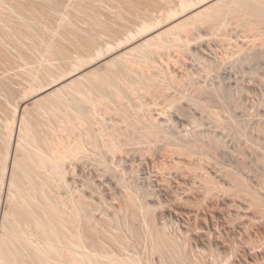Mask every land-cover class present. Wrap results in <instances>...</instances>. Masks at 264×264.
Segmentation results:
<instances>
[{
  "label": "bare ground",
  "instance_id": "bare-ground-1",
  "mask_svg": "<svg viewBox=\"0 0 264 264\" xmlns=\"http://www.w3.org/2000/svg\"><path fill=\"white\" fill-rule=\"evenodd\" d=\"M220 263L264 264V0H0V264Z\"/></svg>",
  "mask_w": 264,
  "mask_h": 264
},
{
  "label": "rangeland",
  "instance_id": "rangeland-1",
  "mask_svg": "<svg viewBox=\"0 0 264 264\" xmlns=\"http://www.w3.org/2000/svg\"><path fill=\"white\" fill-rule=\"evenodd\" d=\"M208 124H209V123H208ZM209 125H210V124H209ZM234 149H236L237 151H236V150H234ZM232 150L234 151V153H235V152H237V153L239 154L238 147H236V146H235V148L233 147V149H232ZM237 153H236V154H237ZM220 264H222V263H220Z\"/></svg>",
  "mask_w": 264,
  "mask_h": 264
}]
</instances>
